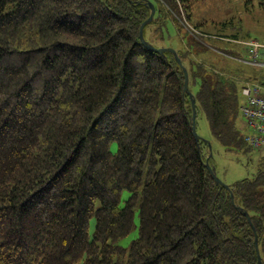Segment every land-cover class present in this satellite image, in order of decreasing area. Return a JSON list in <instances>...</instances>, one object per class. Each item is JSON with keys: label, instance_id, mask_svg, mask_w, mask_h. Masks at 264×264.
Masks as SVG:
<instances>
[{"label": "trees", "instance_id": "trees-1", "mask_svg": "<svg viewBox=\"0 0 264 264\" xmlns=\"http://www.w3.org/2000/svg\"><path fill=\"white\" fill-rule=\"evenodd\" d=\"M199 1L0 0V264H258L245 212L264 264V150L242 88L168 44L186 23L216 37L192 22ZM151 2L145 40L177 51L193 97L175 55L141 40ZM194 100L226 151H261L255 176L215 181Z\"/></svg>", "mask_w": 264, "mask_h": 264}, {"label": "rangeland", "instance_id": "rangeland-1", "mask_svg": "<svg viewBox=\"0 0 264 264\" xmlns=\"http://www.w3.org/2000/svg\"><path fill=\"white\" fill-rule=\"evenodd\" d=\"M194 9L192 22L199 26L198 30H201L203 34H213L216 37L210 39L205 35L202 37L201 34L196 36L198 34H195V28L186 23L185 27L187 31L192 32V35L188 36L186 32L182 31L183 43L177 46L178 39L173 37V41H169L168 44L193 52L192 56L195 60L211 65L225 78L235 81L239 88H242L247 81L264 82V67L246 64L247 62L244 61L248 59V54H245L246 48L242 44H232L230 41L257 40L264 43V11L258 7L257 0H202L194 4ZM233 36L237 37L232 38ZM193 37H198L201 44L202 41L205 43L194 49L190 46V43L193 44ZM211 40L218 48L210 46ZM226 44L234 45L237 50H227ZM243 82L245 83L242 85ZM240 95H242L241 92ZM240 122L241 126H244L243 119ZM197 133L202 139L211 143L210 154L212 157L210 160L212 163L210 162V165L215 167L217 176L225 184L232 185L244 178L255 176L258 170V161L262 156L261 151L253 150L252 153L244 155L226 151L214 139L210 124L203 113L197 117ZM113 150H115V146ZM129 195L128 191H124L123 200H126ZM139 225L140 216L136 212L135 229L130 235L119 241L121 246L130 248L132 242L139 236ZM94 231L95 220L93 219L89 227L91 237Z\"/></svg>", "mask_w": 264, "mask_h": 264}, {"label": "built area", "instance_id": "built-area-1", "mask_svg": "<svg viewBox=\"0 0 264 264\" xmlns=\"http://www.w3.org/2000/svg\"><path fill=\"white\" fill-rule=\"evenodd\" d=\"M247 51L248 61L254 66L264 67V43L257 40L237 41ZM244 103L241 112L246 120L248 132L247 143L254 149L264 150V82L251 81L242 87Z\"/></svg>", "mask_w": 264, "mask_h": 264}, {"label": "water", "instance_id": "water-1", "mask_svg": "<svg viewBox=\"0 0 264 264\" xmlns=\"http://www.w3.org/2000/svg\"><path fill=\"white\" fill-rule=\"evenodd\" d=\"M150 7H151V10H152L151 15L141 25V28H140L141 40H142V42H143L144 45L148 46L150 49L156 51L157 53L164 54L166 52H170V53H172V54L175 55V57L177 58V61L180 64V66H182L183 69H184V74H185L184 94H189L191 97H193V94L191 93L190 88H189V85H190L189 72H188L187 68L183 65L182 60L178 56L177 51L174 48H171V47H167V48L166 47L165 48H157V47H154L153 45H151L150 43H148L145 40V37H144V29H145V27L147 25H149L153 21L155 15H156V8H155V5L152 2L150 3ZM193 111H194V113H193V132H194V135H195L196 140L197 141H200L202 138L197 133V111H196V101L195 100L193 101ZM211 157H212V154H210V158L207 159V163H206V166H207L208 170L211 172L213 178L215 179V181L219 185H221L223 187H226L227 189H230V186L229 185L225 184L223 181H221V179H219V177L216 174L215 167H212L210 165V159H211ZM244 215L248 217V222L251 225V227H252V229L254 231V234H255V247H256L257 256H258V264H263V259H262L261 252H260L259 237H258L257 231H256L255 227L253 226V223H252V220H251V217L249 216V214L245 212Z\"/></svg>", "mask_w": 264, "mask_h": 264}, {"label": "crops", "instance_id": "crops-1", "mask_svg": "<svg viewBox=\"0 0 264 264\" xmlns=\"http://www.w3.org/2000/svg\"><path fill=\"white\" fill-rule=\"evenodd\" d=\"M232 44H233V43H232ZM245 54H247V53H245ZM234 59H236V58H234ZM236 60H239V59H236ZM244 61L247 62L246 64L253 66L251 63H249L248 59H247V60H244ZM260 68H261V67H260ZM247 82H250V81H247ZM247 82H246V83H247ZM244 83H245V82H243L242 85H243Z\"/></svg>", "mask_w": 264, "mask_h": 264}]
</instances>
